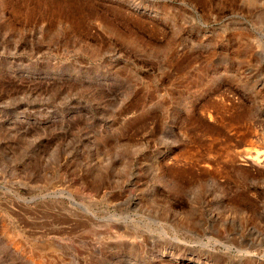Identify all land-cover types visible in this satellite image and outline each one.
Segmentation results:
<instances>
[{
  "label": "rangeland",
  "instance_id": "1",
  "mask_svg": "<svg viewBox=\"0 0 264 264\" xmlns=\"http://www.w3.org/2000/svg\"><path fill=\"white\" fill-rule=\"evenodd\" d=\"M0 264H264V0H0Z\"/></svg>",
  "mask_w": 264,
  "mask_h": 264
}]
</instances>
